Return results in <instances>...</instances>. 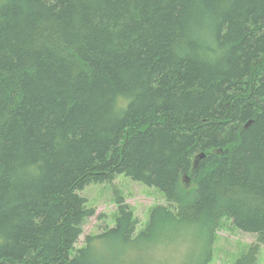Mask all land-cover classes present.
Segmentation results:
<instances>
[{"label": "trees", "instance_id": "1", "mask_svg": "<svg viewBox=\"0 0 264 264\" xmlns=\"http://www.w3.org/2000/svg\"><path fill=\"white\" fill-rule=\"evenodd\" d=\"M117 175L165 205L138 231L118 196L113 226L77 247L95 215L80 193ZM225 222L255 238L234 264H256L264 0L0 2V264H123L161 228L199 226L208 245Z\"/></svg>", "mask_w": 264, "mask_h": 264}, {"label": "rangeland", "instance_id": "2", "mask_svg": "<svg viewBox=\"0 0 264 264\" xmlns=\"http://www.w3.org/2000/svg\"><path fill=\"white\" fill-rule=\"evenodd\" d=\"M179 188L184 195L191 196L195 186L190 181L186 184L181 178ZM80 194L88 200L87 206L94 208L95 215L87 220L77 247L84 243L85 236H96L113 225L117 210L114 201L118 196L133 211L139 222L138 231L147 223L151 208L165 205L157 189L133 182L124 175H117L111 184L90 185ZM158 232L156 240L124 246V255L118 259L119 262L123 264H200L209 245L212 252V264H234L249 246L255 244L253 236L237 231L229 222H225L222 229L214 232L212 241L208 245L205 233L199 226H170L161 228ZM96 247L106 251V255L107 251L114 252L98 244ZM259 248L260 253L256 264H264V244ZM108 256L110 257V254Z\"/></svg>", "mask_w": 264, "mask_h": 264}, {"label": "bare ground", "instance_id": "3", "mask_svg": "<svg viewBox=\"0 0 264 264\" xmlns=\"http://www.w3.org/2000/svg\"><path fill=\"white\" fill-rule=\"evenodd\" d=\"M200 156H203L202 158H204V154L200 155ZM200 156H198L196 159L198 160H202V158H199Z\"/></svg>", "mask_w": 264, "mask_h": 264}, {"label": "water", "instance_id": "4", "mask_svg": "<svg viewBox=\"0 0 264 264\" xmlns=\"http://www.w3.org/2000/svg\"><path fill=\"white\" fill-rule=\"evenodd\" d=\"M203 156H200L199 158H202ZM196 166V164L194 165V167Z\"/></svg>", "mask_w": 264, "mask_h": 264}]
</instances>
